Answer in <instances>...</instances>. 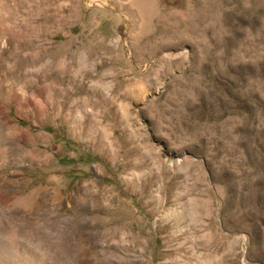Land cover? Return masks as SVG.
<instances>
[{
    "label": "rangeland",
    "instance_id": "374dc122",
    "mask_svg": "<svg viewBox=\"0 0 264 264\" xmlns=\"http://www.w3.org/2000/svg\"><path fill=\"white\" fill-rule=\"evenodd\" d=\"M0 264H264V0H0Z\"/></svg>",
    "mask_w": 264,
    "mask_h": 264
}]
</instances>
